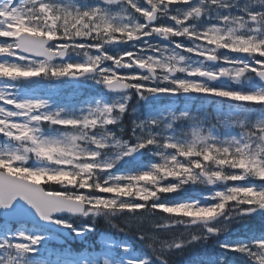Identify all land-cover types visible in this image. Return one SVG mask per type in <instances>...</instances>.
<instances>
[{"label": "snow or ice", "instance_id": "1", "mask_svg": "<svg viewBox=\"0 0 264 264\" xmlns=\"http://www.w3.org/2000/svg\"><path fill=\"white\" fill-rule=\"evenodd\" d=\"M57 83L91 94L61 103ZM150 98L201 110L141 111ZM189 190L203 194L171 195ZM98 218L124 238L86 257L40 253L49 229L83 238ZM257 220L264 0H0V264H175L209 241L218 254L191 264H264ZM235 226L246 234L228 239ZM129 236L149 255L107 258Z\"/></svg>", "mask_w": 264, "mask_h": 264}, {"label": "rangeland", "instance_id": "2", "mask_svg": "<svg viewBox=\"0 0 264 264\" xmlns=\"http://www.w3.org/2000/svg\"><path fill=\"white\" fill-rule=\"evenodd\" d=\"M240 2L243 3V0H240ZM256 7H259V6H256ZM175 39H176L177 42H183L185 45H187V41H183V38H175ZM161 43H163L165 46H169V47L172 46V45L165 44L163 41H161ZM232 55H235V54H232ZM229 85L231 86V82L229 83ZM31 87H34V86L30 85V84L22 86V92L26 91L28 88H31ZM234 87H240V86L236 85ZM40 90L41 91H48L49 87L44 85V84H42V85H40ZM51 94L54 96L55 99H57L61 103L74 104L75 101H78L79 99H83L86 95H89L91 93L89 91L83 90V89H81L79 91H76L74 89V87L72 85H70V84L57 83L54 86V88L51 89ZM150 99L147 102L146 107L143 108L141 106V111L147 112L149 110V108H152L154 106H158V107L163 108V107H167L170 104L173 105V110L176 111L177 109H183L185 107L192 108L195 103L196 104H200L199 101H194L193 102V101H185L183 99H177L174 102L170 101V100L157 101L156 99H153L152 101H150ZM132 103H135V101H133ZM198 108H200V107H198ZM201 189H203V186H201ZM202 194H203V190H201L200 192L189 190L187 193H183V194L174 193V194H171V195L172 196H179V198H181V199H184V198H196V199H199ZM150 219L151 218H149L148 220H145V222L143 224V227H144V229L146 231H150V227H151ZM120 222H121V226L123 227L124 226V222H125L124 218H121ZM262 223H264V221H260V220L254 221L253 224H252V228L253 229H257V228H259L261 226ZM246 232H247V228H245L243 226H235V230L233 232H231L230 234H226V236H227L228 239L235 240V239H238V238L242 237L244 234H246ZM46 237L49 238V239H52L53 241L58 242L60 244L63 242L61 238H57V237L52 236V235H46ZM74 239L75 240H79L80 238H74ZM108 241H110V240H108L107 237L104 235L99 241V246L101 248H103L106 245V242H108ZM127 247H128V245H127ZM117 248L118 247L115 246L114 244L111 247H106V249L109 250V251H112L113 249H117ZM219 251L220 250L215 246V243L213 241H209L206 246L197 245L195 247L187 249L184 252L183 255H177L175 257V264H191V256L192 255L195 256V258H194L195 261L196 260H201L202 258L206 257L207 255L215 257L218 254ZM190 253H191V255H190ZM199 253L202 255L201 257L199 256ZM124 255L127 258L139 259L136 256L132 255V252L130 251L129 247H128L127 253H124ZM106 256L110 260L115 261L110 256H108V255H106Z\"/></svg>", "mask_w": 264, "mask_h": 264}, {"label": "trees", "instance_id": "3", "mask_svg": "<svg viewBox=\"0 0 264 264\" xmlns=\"http://www.w3.org/2000/svg\"><path fill=\"white\" fill-rule=\"evenodd\" d=\"M204 107H206L204 105ZM198 113V112H197ZM178 127H184V123L182 121L177 122ZM101 229V225L99 222L96 223L95 236L98 235V232ZM96 239L93 238L90 240L88 236L83 237L81 240L77 241L78 243H74L73 241H65L63 244H57L49 238H45L41 243L40 253L48 256L49 258L54 259L57 256H83L88 250V243L91 245ZM136 250L140 255L147 257L149 255V249L146 244L137 241Z\"/></svg>", "mask_w": 264, "mask_h": 264}, {"label": "water", "instance_id": "4", "mask_svg": "<svg viewBox=\"0 0 264 264\" xmlns=\"http://www.w3.org/2000/svg\"><path fill=\"white\" fill-rule=\"evenodd\" d=\"M227 83V82H226ZM140 159H142V157L140 158ZM33 218L34 219H37V218H35V214L33 213ZM49 231H51V232H53V233H57V234H59V235H62V236H64L65 238H69V233L66 231V230H64L63 232H60L59 230H57L56 228H51V229H49Z\"/></svg>", "mask_w": 264, "mask_h": 264}, {"label": "flooded vegetation", "instance_id": "5", "mask_svg": "<svg viewBox=\"0 0 264 264\" xmlns=\"http://www.w3.org/2000/svg\"><path fill=\"white\" fill-rule=\"evenodd\" d=\"M168 44H169V42H168Z\"/></svg>", "mask_w": 264, "mask_h": 264}]
</instances>
